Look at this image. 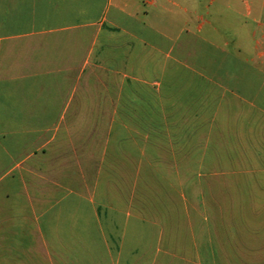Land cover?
<instances>
[{"label":"crops","instance_id":"1","mask_svg":"<svg viewBox=\"0 0 264 264\" xmlns=\"http://www.w3.org/2000/svg\"><path fill=\"white\" fill-rule=\"evenodd\" d=\"M0 264H264V0H0Z\"/></svg>","mask_w":264,"mask_h":264}]
</instances>
